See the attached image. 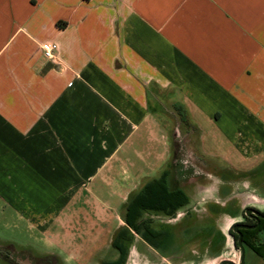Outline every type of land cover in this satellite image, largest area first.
<instances>
[{
    "label": "crops",
    "instance_id": "crops-1",
    "mask_svg": "<svg viewBox=\"0 0 264 264\" xmlns=\"http://www.w3.org/2000/svg\"><path fill=\"white\" fill-rule=\"evenodd\" d=\"M196 175L264 209V0H0V204L44 243L15 253L114 261L135 200L164 178L192 213Z\"/></svg>",
    "mask_w": 264,
    "mask_h": 264
},
{
    "label": "rangeland",
    "instance_id": "rangeland-1",
    "mask_svg": "<svg viewBox=\"0 0 264 264\" xmlns=\"http://www.w3.org/2000/svg\"><path fill=\"white\" fill-rule=\"evenodd\" d=\"M193 178L198 184V189L193 190L194 212H178L171 217L170 222H165L163 218L159 222H154L156 227L154 229L169 231L167 247L154 249L142 242L140 234L131 233L133 240L126 264H216L222 258L238 253L237 235L233 226L244 218L246 206L242 207L244 206L242 197L234 199V204L230 201L223 204L220 198L206 196V193L200 190L201 187L209 189L211 182L207 183L204 177L199 175ZM260 201L259 198L256 200ZM208 204H215V209L219 211L210 212ZM3 208L0 204V264H32L27 256L15 253L10 242L37 241L39 247L44 243L38 239L34 240L35 238L23 229L11 228L9 213H3ZM214 224L215 229H202ZM246 256L247 262L253 259L254 262L264 264L252 251Z\"/></svg>",
    "mask_w": 264,
    "mask_h": 264
},
{
    "label": "trees",
    "instance_id": "trees-1",
    "mask_svg": "<svg viewBox=\"0 0 264 264\" xmlns=\"http://www.w3.org/2000/svg\"><path fill=\"white\" fill-rule=\"evenodd\" d=\"M161 188L158 193L151 192V188L146 189L144 198L135 200L134 206L129 208L127 223L128 229L120 230L114 238V248L119 252L118 259L114 261H106L102 264H126L129 248L133 240L131 233L140 234L141 237L154 249H161L167 247L169 243L170 233L167 229L156 230L150 226L147 220H140L141 210L154 209L160 211L162 214L174 217L178 211L187 205L189 198L185 192L179 188L169 191L164 185V178L154 182ZM166 189V190H165ZM152 194V195H150ZM264 226V220L262 221ZM198 228H200L198 226ZM204 228L215 229L214 226H207ZM261 228L253 231L245 230L244 237L249 234L247 247L257 256L264 258V237H261L259 232ZM253 233V235H251Z\"/></svg>",
    "mask_w": 264,
    "mask_h": 264
},
{
    "label": "flooded vegetation",
    "instance_id": "flooded-vegetation-1",
    "mask_svg": "<svg viewBox=\"0 0 264 264\" xmlns=\"http://www.w3.org/2000/svg\"><path fill=\"white\" fill-rule=\"evenodd\" d=\"M248 208H253L255 210H257L258 212H260L262 214V216H256L255 213L253 212H250V214H247V209ZM264 220V209L262 208H259V207H255V206H249L247 208H245L244 210V218L241 220V221H238L235 225L237 224H243V225H248V226H253L252 228H244V227H239L238 228V231H235L234 230V226H233V230L234 232L236 233L237 235V249H238V253L233 255V256H229V257H224L220 260L219 263H216V264H242L241 262V246L239 245L238 243V239H239V233H241V240H242V244H243V247L245 249V263L244 264H248L247 262V254L250 253V249L247 247V244H248V239L250 238L249 234L246 236V239L244 237V231L245 230H255L257 228H261L260 229V236L261 237H264V226H263V223L262 221ZM253 235V233L251 234Z\"/></svg>",
    "mask_w": 264,
    "mask_h": 264
},
{
    "label": "water",
    "instance_id": "water-1",
    "mask_svg": "<svg viewBox=\"0 0 264 264\" xmlns=\"http://www.w3.org/2000/svg\"><path fill=\"white\" fill-rule=\"evenodd\" d=\"M246 212H247V214H250V212H253V213H255L256 216H262V214L260 212H258L257 210H255L253 208H248ZM239 227L252 228L253 226H248V225H243V224H237V225L234 226V230L235 231H238V228ZM238 243L241 246V253H242V255H241V262H242V264H244L245 263V249H244L243 244H242L241 233H239Z\"/></svg>",
    "mask_w": 264,
    "mask_h": 264
},
{
    "label": "built area",
    "instance_id": "built-area-1",
    "mask_svg": "<svg viewBox=\"0 0 264 264\" xmlns=\"http://www.w3.org/2000/svg\"><path fill=\"white\" fill-rule=\"evenodd\" d=\"M57 46L55 43L52 42H47L43 45V50H44V55L47 58H54L55 57V50H56ZM255 200H257L258 198L255 197Z\"/></svg>",
    "mask_w": 264,
    "mask_h": 264
}]
</instances>
